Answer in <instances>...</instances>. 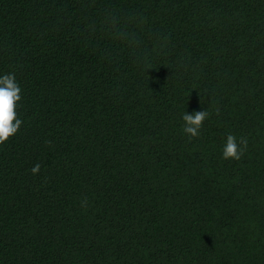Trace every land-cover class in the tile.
Instances as JSON below:
<instances>
[{"label":"trees","instance_id":"1","mask_svg":"<svg viewBox=\"0 0 264 264\" xmlns=\"http://www.w3.org/2000/svg\"><path fill=\"white\" fill-rule=\"evenodd\" d=\"M9 71L0 264H264V0H0Z\"/></svg>","mask_w":264,"mask_h":264},{"label":"clouds","instance_id":"2","mask_svg":"<svg viewBox=\"0 0 264 264\" xmlns=\"http://www.w3.org/2000/svg\"><path fill=\"white\" fill-rule=\"evenodd\" d=\"M21 99L22 88L15 73L12 71L0 73V145L5 144L11 137L15 136L22 126L23 121L16 111ZM207 116L208 113L203 108L192 112L185 111L181 116L183 133L189 137L198 136ZM246 145V138H238L232 133H228L221 156L224 159L238 160L243 155ZM39 170V163L31 168L33 174L38 173Z\"/></svg>","mask_w":264,"mask_h":264}]
</instances>
